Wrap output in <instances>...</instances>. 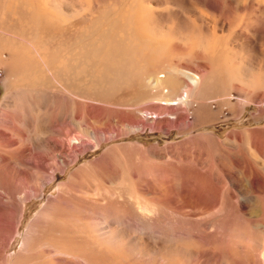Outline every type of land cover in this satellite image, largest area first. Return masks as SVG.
I'll return each mask as SVG.
<instances>
[{
  "label": "rangeland",
  "instance_id": "obj_1",
  "mask_svg": "<svg viewBox=\"0 0 264 264\" xmlns=\"http://www.w3.org/2000/svg\"><path fill=\"white\" fill-rule=\"evenodd\" d=\"M0 264H264V0H0Z\"/></svg>",
  "mask_w": 264,
  "mask_h": 264
},
{
  "label": "bare ground",
  "instance_id": "obj_2",
  "mask_svg": "<svg viewBox=\"0 0 264 264\" xmlns=\"http://www.w3.org/2000/svg\"><path fill=\"white\" fill-rule=\"evenodd\" d=\"M141 37H142V39L145 41V42H147V41H149L150 39H149V37H146V36H144V35H142V36H139V39H140V41L142 42V43H144L143 42V40L141 39ZM151 42V41H150ZM124 47V46H123ZM119 49H120V46H119ZM118 49V50H119ZM124 49H126L125 47L122 49V50H120V52H118V53H121V52H123L124 51ZM126 51V50H125ZM117 52V51H116ZM194 81V80H193ZM198 82V81H197ZM163 80L162 79H160V78H157V80L155 81V83H154V90H156L157 91V94L156 95H159V96H161V94H164L165 92H164V90H165V87L163 86ZM192 83H194L193 85H195V82H192ZM191 83V84H192ZM152 86V85H151ZM191 86V85H190ZM187 90H189V89H187ZM153 91V90H152ZM160 91H161V93H160ZM167 92H169V90L167 89L166 90ZM169 99H171V97H169V98H167L166 100H169ZM179 99H181V102H188V99H189V91H187V95H186V99H185V101H184V96L183 97H180ZM165 100V101H166ZM169 101H172V100H169ZM169 106V105H168ZM39 166L41 167V165L39 164Z\"/></svg>",
  "mask_w": 264,
  "mask_h": 264
}]
</instances>
